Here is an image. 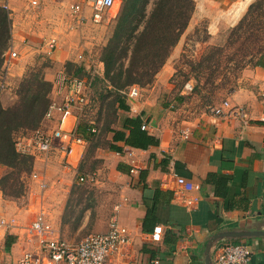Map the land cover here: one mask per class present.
I'll use <instances>...</instances> for the list:
<instances>
[{
    "label": "crops",
    "instance_id": "0c3cea01",
    "mask_svg": "<svg viewBox=\"0 0 264 264\" xmlns=\"http://www.w3.org/2000/svg\"><path fill=\"white\" fill-rule=\"evenodd\" d=\"M16 1L11 0L10 4H16ZM18 1L22 3L24 12H20L21 9L18 11L21 14H16L15 17L18 18L17 23L20 21L24 26L16 29V36L22 37L20 42L26 39V43L30 45L31 40H37L34 35L38 36L42 27L35 24V21L38 23L44 20L48 23V15L45 19L30 20L32 15L25 12L30 8L28 11L34 15L44 13L47 10L44 6L46 2L41 0V5L33 9L25 0ZM237 1L194 0V10L185 32H190L199 20H207L211 28V25L219 23L225 9ZM13 10L18 13L14 8ZM56 20L60 19L57 17ZM63 21L61 26L65 32L74 30L69 29L66 19ZM25 29H28V36L21 32H25ZM51 37L55 36L52 34L45 41ZM183 37L184 33L171 48L153 80L143 88L136 85L139 88L137 98L121 95L117 108L122 113V118L105 133L117 172L127 180L124 197L114 217L131 234L130 245L122 254L109 258L106 264H148L154 257H158L161 264H205L203 251L211 238H214L211 252L214 246L223 242L243 243L251 249L252 264H264V119L260 118L261 101L257 94V85L261 87L264 83V55L258 59L253 70L254 92L246 90L247 93L236 100L250 114V120L246 124L232 117H213L210 114L197 116L182 104L184 96L178 95L175 85L178 60L184 53ZM31 44L35 45L33 41ZM69 57L72 61L68 52L65 60ZM48 58L57 60L59 66H63L64 54L57 51V48ZM81 62L87 64L88 60ZM81 62L75 60V64ZM96 66L98 76L103 79V63L97 60L94 67ZM11 76L12 73L7 80ZM44 79L51 83L54 76L46 74ZM183 92L181 90L180 94ZM4 93L0 94L2 106L6 103ZM75 115L77 110L65 117L64 129H77L78 120ZM125 117H140L142 123L147 125V133L157 138V145L140 149L126 145L122 140H113L115 131L122 130V120ZM58 119L59 114L54 112L51 119L42 120L41 126L52 130L58 126ZM90 123L96 128L92 121ZM184 128L188 129L185 137L180 134V130ZM60 144L59 140H54L46 156L30 155L32 168L27 176L31 194L29 207L34 203L37 207L36 204L39 203V180L32 175L43 176L47 192L41 193L42 208L47 220L61 238L77 242L63 237L54 226L53 218H50V200L54 198L56 189L48 169L58 166L63 169V173L68 167L74 168L85 151L86 142L75 145L69 156L64 155ZM132 166L136 167L135 172L129 174ZM170 169L200 183L201 188L197 193L199 200L193 207L187 208L174 200V182L168 174ZM2 197L0 190V202ZM0 215L14 217L22 225L33 219L31 216L19 219L16 215ZM107 225L108 222L96 232L105 231ZM154 225L162 227L159 242H152L149 238ZM25 245L22 230L14 229L11 234L0 233V262L16 264Z\"/></svg>",
    "mask_w": 264,
    "mask_h": 264
},
{
    "label": "rangeland",
    "instance_id": "374dc122",
    "mask_svg": "<svg viewBox=\"0 0 264 264\" xmlns=\"http://www.w3.org/2000/svg\"><path fill=\"white\" fill-rule=\"evenodd\" d=\"M42 1L44 3V0ZM72 1L75 0H45L44 6L47 10L41 14H38L39 11L36 12L38 15L29 12L30 8H27L25 13L32 15L30 20L45 19L48 15V23L44 20L38 23L35 21V24L42 25L38 36L34 35L37 40H31L35 45L31 43L29 45L26 39L20 42L22 37L16 36V29H22L24 23L20 24V21L17 23L18 18L15 15L24 12V8H21L23 5L18 0L16 4L11 3L15 11L22 9L18 13L13 12L11 18L7 16L10 20L9 46L14 47L18 56L14 60L16 63L11 70L12 76L8 78L6 87L0 90V94L5 92V107L11 105L16 100L20 79L25 75L32 77L34 73L45 78L46 74L55 77L58 71L65 70L74 75L85 76L91 81L90 105L84 110H77L76 115L78 129L85 135V151L74 168L68 167L63 173V169H59L58 166L48 169L49 177L56 189L54 198L50 200L52 204L50 218H53L54 226L63 237L70 241H78L90 232L100 231L108 219L115 215L127 185L126 178L117 172L113 153L109 151V143L105 136V133L115 126L117 120L122 118V113L117 108L118 95L106 86L97 74V66L94 67L100 59L102 48L111 38L115 20L124 0H115L113 7L100 22L88 21L80 29L65 32L61 22L66 19L68 5ZM255 1L251 0L234 19L230 18L233 4L221 14L219 23L211 25V28L207 20H199L190 32H185L187 28L182 32L184 53L178 60L175 85L178 95L184 96L182 104L190 109L193 115L210 114L213 106L226 99L231 105L241 106L236 100L247 93L246 90L254 92L253 70L258 59L264 55V42L260 40L264 35V16L253 24V26L259 24V27H252L249 30L252 32H246L243 36H239L234 27L249 5ZM152 2L153 0H146L142 10L137 13L134 23L138 28L142 25V15L148 14ZM57 17L60 20H56ZM27 30L21 31L26 34L24 36H28ZM51 33L58 41L57 51L64 54L62 67L57 60L48 58L56 48L49 54L46 52L48 47L45 38L52 35ZM251 33L254 35L251 36ZM256 46L259 47V52L255 51ZM68 52L72 61L70 57L65 60V54ZM79 52H82L84 60H88L87 64L83 62L75 64V57ZM54 55L56 59V54ZM187 82L191 84L190 90L184 89ZM144 86L146 85L139 87ZM260 89L261 87L257 85L258 96ZM127 90L120 92V95L127 97ZM181 90L184 91L183 94H180ZM50 93L49 97H52ZM90 121L96 128L89 125ZM88 126L90 131L87 129ZM31 131H18L15 140L29 135ZM28 156L32 164L31 156ZM23 168L18 166L11 169L1 166L0 190L3 200L0 202V214L16 215L19 219H26L27 216L34 218L35 213L42 207L41 193H46L47 190L42 191L39 188L37 193L39 203L36 204L38 208L34 206L35 203L29 207L31 194L27 176L32 167L28 173H24ZM81 174L86 176V181L78 180Z\"/></svg>",
    "mask_w": 264,
    "mask_h": 264
},
{
    "label": "built area",
    "instance_id": "2783aa9c",
    "mask_svg": "<svg viewBox=\"0 0 264 264\" xmlns=\"http://www.w3.org/2000/svg\"><path fill=\"white\" fill-rule=\"evenodd\" d=\"M27 4L37 9L41 0H25ZM11 0H0V7L3 8L8 17L11 18L14 10L10 4ZM115 0H75L69 3L66 23L69 29H80L88 21L100 22L104 15L113 7ZM47 54L57 48L56 37L47 39ZM17 52L11 46L2 54V66L0 71V90L6 87L7 77L17 59ZM77 61H83L82 52L76 55ZM91 81L87 77L74 75L65 70L56 73L51 86L50 102L44 113L43 121L51 119L54 112L59 114L58 126L52 130L37 127L29 135L14 139V147L17 153L23 155H48L54 140L60 141V149L65 156L73 152L75 145L85 143L84 138L77 132L76 128L64 129L63 122L66 116L71 115L73 110H84L90 105ZM191 84L187 82L184 89L190 90ZM261 111L260 118L264 119V83L260 89ZM127 97L134 99L139 95V88L132 85L126 92ZM213 117L238 118L245 124L250 120L249 112L242 106L231 105L229 100H223L210 110ZM77 118V116L75 115ZM141 129L146 130L147 125L141 124ZM93 131V130H92ZM185 137L188 129L180 130ZM134 166L129 169V174L135 172ZM174 182V200L185 207H193L199 200L197 193L200 191L199 182L188 179L178 174L174 169L168 171ZM39 180V188L42 191L47 189V183L43 176L32 175ZM85 175L78 177L84 181ZM22 230V241L25 248L22 250L16 264H106L109 258L123 253L131 243V234L127 227L119 223L116 217L112 216L103 232H90L77 242H69L61 238L47 220L46 213L41 207L34 218L27 224L22 225L18 219L0 215V233L11 234L13 230ZM162 227L154 225L149 238L152 242L161 240ZM252 252L248 245L236 242H223L214 246L211 252L212 264H252ZM0 264H3L0 262ZM134 264V263H126ZM148 264H161L158 257L152 258Z\"/></svg>",
    "mask_w": 264,
    "mask_h": 264
},
{
    "label": "trees",
    "instance_id": "16d2710c",
    "mask_svg": "<svg viewBox=\"0 0 264 264\" xmlns=\"http://www.w3.org/2000/svg\"><path fill=\"white\" fill-rule=\"evenodd\" d=\"M145 1H123L111 38L102 48L99 60L104 68L103 81L118 95V99L121 97L120 92L126 91L130 86H143L153 80L171 48L187 27L194 10V0H153L148 14L142 15V25L138 28L134 20ZM7 16V12L0 7V71L1 54L10 45V20ZM262 16H264V0H256L249 5L234 27V31L239 36L252 32L249 30L252 27H259V24L256 26L253 24ZM263 36L260 38L262 43ZM258 49L259 47L256 46L255 51L259 52ZM51 85L37 73L32 77L25 75L20 79L16 100L6 107L0 103L1 166L11 169L21 166V168L25 167L22 169L24 173L30 171V157L21 155L15 150V134L21 130H34L41 125L49 105ZM141 124L140 117H125L122 120V130L115 131L113 140H122L126 145L140 149L157 145V138L141 129ZM87 129L90 131V127ZM125 131L128 133L126 134ZM77 132L85 139V135L78 127Z\"/></svg>",
    "mask_w": 264,
    "mask_h": 264
},
{
    "label": "bare ground",
    "instance_id": "6f19581e",
    "mask_svg": "<svg viewBox=\"0 0 264 264\" xmlns=\"http://www.w3.org/2000/svg\"><path fill=\"white\" fill-rule=\"evenodd\" d=\"M248 2H250V0H238L230 10V18L234 19L235 17H237L240 14L241 10L246 7Z\"/></svg>",
    "mask_w": 264,
    "mask_h": 264
},
{
    "label": "water",
    "instance_id": "95a60500",
    "mask_svg": "<svg viewBox=\"0 0 264 264\" xmlns=\"http://www.w3.org/2000/svg\"><path fill=\"white\" fill-rule=\"evenodd\" d=\"M213 239L211 238L209 239L204 247V251H203V256H204V260H205V264H212L211 262V248L213 246Z\"/></svg>",
    "mask_w": 264,
    "mask_h": 264
}]
</instances>
